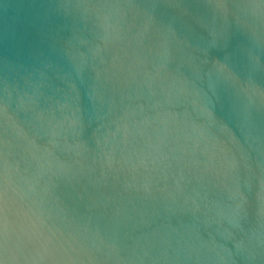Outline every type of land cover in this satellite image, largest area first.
I'll return each instance as SVG.
<instances>
[{"label":"water","instance_id":"obj_1","mask_svg":"<svg viewBox=\"0 0 264 264\" xmlns=\"http://www.w3.org/2000/svg\"><path fill=\"white\" fill-rule=\"evenodd\" d=\"M0 264H264V0H0Z\"/></svg>","mask_w":264,"mask_h":264}]
</instances>
